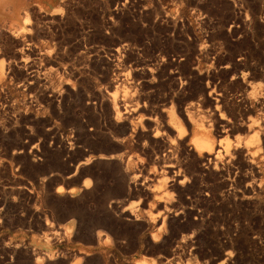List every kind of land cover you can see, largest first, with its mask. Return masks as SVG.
Wrapping results in <instances>:
<instances>
[{
	"label": "rangeland",
	"instance_id": "rangeland-1",
	"mask_svg": "<svg viewBox=\"0 0 264 264\" xmlns=\"http://www.w3.org/2000/svg\"><path fill=\"white\" fill-rule=\"evenodd\" d=\"M0 264H264V0H0Z\"/></svg>",
	"mask_w": 264,
	"mask_h": 264
},
{
	"label": "bare ground",
	"instance_id": "bare-ground-1",
	"mask_svg": "<svg viewBox=\"0 0 264 264\" xmlns=\"http://www.w3.org/2000/svg\"><path fill=\"white\" fill-rule=\"evenodd\" d=\"M4 5H6V4H4ZM4 5H3V6H4ZM3 6H2V8H3ZM22 8H23V7H22ZM23 16H24V15H23ZM23 28H24V27H23ZM204 140H205V139H204ZM207 142H208V141H206V140H205V142L202 141L201 146H202V144H203L204 147H206V144H208ZM198 143H199V142H198ZM207 148H208V147H207ZM203 149H204V148H203Z\"/></svg>",
	"mask_w": 264,
	"mask_h": 264
},
{
	"label": "trees",
	"instance_id": "trees-1",
	"mask_svg": "<svg viewBox=\"0 0 264 264\" xmlns=\"http://www.w3.org/2000/svg\"><path fill=\"white\" fill-rule=\"evenodd\" d=\"M99 161H107V160H104V159H100ZM92 162H94V160L90 161L89 163H87L88 165L91 164ZM82 167V166H81ZM81 167L79 168V171L81 169Z\"/></svg>",
	"mask_w": 264,
	"mask_h": 264
}]
</instances>
